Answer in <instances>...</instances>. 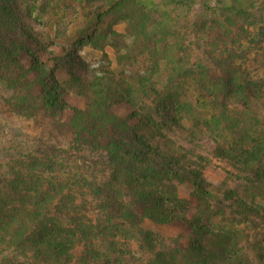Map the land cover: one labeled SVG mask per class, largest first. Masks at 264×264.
I'll list each match as a JSON object with an SVG mask.
<instances>
[{"label": "trees", "instance_id": "obj_1", "mask_svg": "<svg viewBox=\"0 0 264 264\" xmlns=\"http://www.w3.org/2000/svg\"><path fill=\"white\" fill-rule=\"evenodd\" d=\"M214 1L185 34L166 11L119 6L138 7L116 56L132 124L106 103L95 124L81 111L62 122L57 99L26 87L19 104L49 125L39 148L10 138L0 159V264H264V0ZM212 161L218 185L203 178Z\"/></svg>", "mask_w": 264, "mask_h": 264}, {"label": "rangeland", "instance_id": "obj_2", "mask_svg": "<svg viewBox=\"0 0 264 264\" xmlns=\"http://www.w3.org/2000/svg\"><path fill=\"white\" fill-rule=\"evenodd\" d=\"M9 1L0 0L12 10L7 18L9 27L4 26L6 14L0 10V159L7 157L10 151V138L25 144L27 149L39 148L42 127L49 125L42 120L43 113L19 104L23 96L29 95L26 87L30 84L34 87L33 96L59 101L53 112L62 122H71L73 112L81 111L92 116L91 123L95 124L101 111L99 105L106 103L110 113L130 123L133 110L123 102L126 96L120 88L130 85V81L119 73L129 75L128 68H117L116 56L118 42L127 46L133 43L131 35L135 24L126 22L138 13V7L125 13L119 6L125 5L127 0ZM138 1L147 8L155 7L157 14L166 11L170 19L181 23L178 27L183 34L192 30L194 22L216 16L214 0ZM10 4L19 7L11 8ZM113 30L119 33L117 38L111 35ZM170 44L173 41L170 40ZM70 55L80 59L81 64L72 63ZM40 67H46L47 72ZM55 81L61 90L57 91ZM99 88L103 94L98 93ZM93 127L95 125L88 129ZM170 171L181 174L179 170ZM224 177L223 169L215 161L203 172V178L211 185H218ZM174 183L177 197L189 200L193 192L191 185ZM149 228L159 231L151 225ZM162 230L166 236L177 237L170 228Z\"/></svg>", "mask_w": 264, "mask_h": 264}]
</instances>
